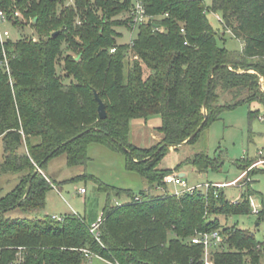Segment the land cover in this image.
<instances>
[{
	"label": "trees",
	"instance_id": "1",
	"mask_svg": "<svg viewBox=\"0 0 264 264\" xmlns=\"http://www.w3.org/2000/svg\"><path fill=\"white\" fill-rule=\"evenodd\" d=\"M135 1L153 20L140 24L130 43L118 45L116 28L132 30L131 1L0 0L14 27L22 25L13 17L18 11L37 35L0 44V180L16 181L0 197V264H83L91 255L113 264H202L203 247L190 238L213 231L223 239L212 251L215 264H264L263 249L250 231L222 226L217 219L250 214L251 182L239 202L228 200L223 189L178 197L153 193L165 175L185 165L199 174L218 169V160L204 153L173 170L160 168L169 147L177 150L202 125L186 144L195 142L223 110L264 104L258 82L264 79V0H212L223 29L241 41L239 53L217 45L200 0ZM60 63L61 75L55 70ZM94 92L105 105V120L98 118ZM150 115L161 117L156 131L162 139L140 148L129 141L130 121ZM91 143L125 154L127 169L148 184L139 200L116 190L131 200L106 204L95 234L77 215L34 216L54 185L35 173L36 167L44 171L61 153L68 167L83 166ZM255 159L236 165L242 171ZM257 172L264 169L248 176ZM10 211L31 218H9Z\"/></svg>",
	"mask_w": 264,
	"mask_h": 264
},
{
	"label": "rangeland",
	"instance_id": "2",
	"mask_svg": "<svg viewBox=\"0 0 264 264\" xmlns=\"http://www.w3.org/2000/svg\"><path fill=\"white\" fill-rule=\"evenodd\" d=\"M96 1L91 0L92 3ZM121 1L134 3V0ZM200 1L206 10V20L216 33L217 45L229 52H241V41L233 38L229 31L223 29L221 13L213 11L212 0ZM73 2L74 0H65V5H73ZM96 15L100 20L102 16L99 13ZM118 18L125 19L123 15ZM19 21L22 23L20 30L10 22L0 23V31L9 33L7 40L16 42L23 37L37 39V35L31 27V20L24 19L21 15ZM116 31L119 34L115 40L116 43L125 45L136 38L138 30L117 27ZM128 63H131V57H128ZM55 70L57 74L61 75V63L56 64ZM260 79L264 85L263 78H259V84L261 83ZM261 91L263 90L261 89ZM226 99L228 98L224 96L222 102ZM161 122L159 115L131 120L129 141L140 148H146L151 142L152 133L161 125ZM168 151L160 162V168L173 170L177 164L199 153L206 154L210 159L218 160L219 166L216 171L209 168L203 174L197 173L191 166H183L179 172L185 173L186 180L190 184L203 181L222 184L233 181L241 172L236 165L237 162L246 157L254 158L259 151H264V104L252 101L223 110L219 118L211 122L195 142L180 146L175 151L173 148ZM2 155V139L0 138V163ZM87 156L89 159L83 166L68 167L64 153L51 158L46 163L43 172L46 179L54 185L46 193L43 208L38 210L34 216H54L61 219L69 215H77L88 226H91L101 218L106 204L113 207L121 206L131 200L124 192L117 195L116 190H128L134 196H138L141 191L148 188L147 182L138 173L127 169V160L123 152L113 151L105 146L91 143L87 148ZM250 178L251 187L255 193L253 197L258 199L262 207L261 215L250 213L243 216H231L227 219L218 216L217 219L222 226H236L238 229L250 231L263 249L261 261L264 263V172L254 173ZM15 185L16 181H2L1 179L0 197L10 192ZM101 185L108 187L107 190L101 188ZM80 189H83L84 193H81ZM164 190L171 194L175 188L166 186ZM203 191L205 192L204 189ZM243 191V188L237 186L223 188L226 198L232 202L241 201ZM153 193L161 194L163 191L155 188ZM6 216L9 218H31L30 214L19 211H10L6 213ZM83 264L108 263L92 256Z\"/></svg>",
	"mask_w": 264,
	"mask_h": 264
},
{
	"label": "built area",
	"instance_id": "3",
	"mask_svg": "<svg viewBox=\"0 0 264 264\" xmlns=\"http://www.w3.org/2000/svg\"><path fill=\"white\" fill-rule=\"evenodd\" d=\"M14 18H21V15L18 11H15L13 13ZM128 17L131 20L132 24V30L137 29L138 26L142 23H145L147 21H152L153 17H150L146 14L144 7L139 1H135L131 11L129 12ZM9 22L8 16L5 12L0 10V23ZM154 30L156 32H160V27H155ZM183 32V29H181ZM9 33L8 31H0V44L3 45L4 42L8 39ZM132 41V40H131ZM114 50H111L113 52ZM3 65H6L7 67V61L4 59L2 61ZM260 88L264 91V85L263 81L260 79ZM255 161L246 169L242 170L240 172V175L234 179L233 181L227 182V183H211L208 181L203 182H197L195 184H190L186 177L182 178L178 175V172H172L170 174H167L163 177L161 181V185L157 186V189H160L163 191V193H168L165 191L166 186H172L175 188V191L171 193V195L174 196H181L184 194L192 195L195 193L199 194H207L210 190H214V193H216L217 190L223 189L226 187H239L243 188L246 182H251V178L248 176L249 172L253 169H264V151H259L255 156ZM205 190V192L203 191ZM81 193H84V190H80ZM135 201L139 200V197L134 198ZM249 207H250V213L258 215V213L261 211L262 207L260 202L257 198H254L253 196H250L248 199ZM55 219H58L57 217H53ZM59 220V219H58ZM101 223V218L94 224H92L89 228L90 232L95 234L99 224ZM223 239L221 235L218 233V231L213 232H205V233H197L193 237L190 238V242L192 244H198L203 247V253L201 262L202 264H215L212 260V251L218 247L222 243ZM259 249H262L261 247H258ZM86 252V251H85ZM92 257V255H91ZM117 264V263H115Z\"/></svg>",
	"mask_w": 264,
	"mask_h": 264
},
{
	"label": "water",
	"instance_id": "4",
	"mask_svg": "<svg viewBox=\"0 0 264 264\" xmlns=\"http://www.w3.org/2000/svg\"><path fill=\"white\" fill-rule=\"evenodd\" d=\"M250 71V70H249ZM94 98H95V100L97 101V104H98V106H97V114H98V118H99V120H105L106 119V117H107V114H106V110H105V105H104V103L102 102V100L98 97V95H97V93L96 92H94ZM206 99L204 100V103H203V105L205 106V104H206ZM201 127H202V125H200L199 127H198V129L186 140V141H184L183 143H181L180 145H178L177 147H180V146H183V145H186V143L189 141V140H191V139H193L196 135H197V133L200 131V129H201ZM74 140V138H72V139H70L69 141H67L66 143H64L63 145H65V144H67L68 142H71V141H73ZM170 149L171 148H176V146H171V147H169ZM37 172H40L41 173V170H40V168L39 167H36V169H35V173H37ZM178 175L180 176V177H182V178H184V177H186V175H185V173H178ZM27 192H28V190H27ZM27 192H26V194H27ZM258 225V224H257Z\"/></svg>",
	"mask_w": 264,
	"mask_h": 264
},
{
	"label": "crops",
	"instance_id": "5",
	"mask_svg": "<svg viewBox=\"0 0 264 264\" xmlns=\"http://www.w3.org/2000/svg\"><path fill=\"white\" fill-rule=\"evenodd\" d=\"M152 134H153V135H152L151 142H150V144H149L146 148H149V147L155 145L156 143L160 142L161 139H162V135H161L159 132L155 131V132L152 133ZM133 145H134V144H133ZM135 146H136V145H135ZM178 173H181V172H178ZM41 174L45 176V174H44L43 171L41 172ZM45 177H46V176H45ZM80 190H81V189H80ZM53 217H54V216H53ZM91 225H92V224H91ZM95 257H97V256H95ZM98 258H99V257H98ZM99 259L102 260V261H104V262H106V263H108V264H113V263L108 262V261H106V260H104V259H102V258H99Z\"/></svg>",
	"mask_w": 264,
	"mask_h": 264
}]
</instances>
